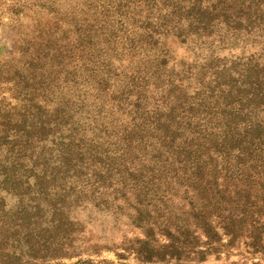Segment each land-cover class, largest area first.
Here are the masks:
<instances>
[{"label":"rangeland","instance_id":"obj_1","mask_svg":"<svg viewBox=\"0 0 264 264\" xmlns=\"http://www.w3.org/2000/svg\"><path fill=\"white\" fill-rule=\"evenodd\" d=\"M0 264H264V0H0Z\"/></svg>","mask_w":264,"mask_h":264}]
</instances>
